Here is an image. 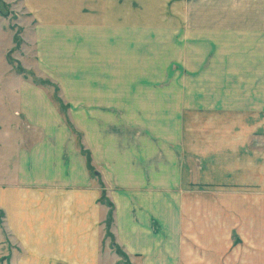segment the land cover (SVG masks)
Wrapping results in <instances>:
<instances>
[{
	"label": "rangeland",
	"instance_id": "rangeland-1",
	"mask_svg": "<svg viewBox=\"0 0 264 264\" xmlns=\"http://www.w3.org/2000/svg\"><path fill=\"white\" fill-rule=\"evenodd\" d=\"M76 2L87 0H66L64 14L86 16V8H70ZM110 2V23L65 25L80 29V39L43 40L49 46L37 49L40 26L26 2L0 0V83H30L69 122L71 101L94 90L72 83V57L86 61L88 26L107 31L111 81H120L121 73L123 80L127 59L128 83H94L96 92L111 98L121 123L139 124L127 134L114 127V134L131 139L138 132L137 141L128 143L139 149L158 141L159 163L168 165L159 171L170 177L174 168L177 237L206 243L213 256L224 253V264H232V256L241 264L263 262L264 0ZM94 42L97 47L103 38L97 34ZM104 195L108 215L101 217L100 262L130 264L114 243V208Z\"/></svg>",
	"mask_w": 264,
	"mask_h": 264
},
{
	"label": "crops",
	"instance_id": "crops-1",
	"mask_svg": "<svg viewBox=\"0 0 264 264\" xmlns=\"http://www.w3.org/2000/svg\"><path fill=\"white\" fill-rule=\"evenodd\" d=\"M108 1V8L106 0L98 1L102 7L96 0L73 3L75 11L86 8V16L79 11L74 17L61 9L66 0H24L40 26L36 48L49 46L43 40L76 39L80 29L65 25L110 23ZM86 34L80 36L88 41L86 61L73 55L70 76L72 83H89L94 90L71 101L69 122L30 83H0V264H101L100 223L108 215L103 193L114 208V243L130 264H224V253L213 256L206 243L177 237L175 170L170 177L159 171L168 165L159 163L158 141L139 149L128 143L137 141L138 132L131 139L113 133L123 126L127 134L139 124L121 123L111 98L98 95L94 83H128L127 59L123 80L121 73L120 81H111L106 59L111 35L97 33L95 26ZM97 34L103 42L96 47ZM239 259L232 256L231 263L241 264Z\"/></svg>",
	"mask_w": 264,
	"mask_h": 264
}]
</instances>
